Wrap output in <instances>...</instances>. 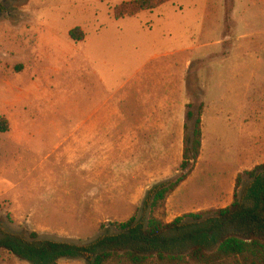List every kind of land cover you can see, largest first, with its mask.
Returning a JSON list of instances; mask_svg holds the SVG:
<instances>
[{
    "label": "rangeland",
    "instance_id": "374dc122",
    "mask_svg": "<svg viewBox=\"0 0 264 264\" xmlns=\"http://www.w3.org/2000/svg\"><path fill=\"white\" fill-rule=\"evenodd\" d=\"M125 1L0 0V122L7 128L0 130V219L7 230L87 242L137 214L149 188L179 173L188 106H208L211 90L217 99V66L230 37L244 28L241 22L263 23L251 29L254 56L264 46V5L255 0H172L116 18L115 7ZM75 28L84 33L80 41L70 37ZM216 41L221 44L212 45ZM253 77L264 79L250 74L249 91L229 90L228 97L248 99L243 141L264 150V91ZM90 115L104 121L89 123L82 137L80 125ZM206 142L207 157L208 136ZM54 150L105 151L103 185L94 187L103 203H82L74 185L71 208L56 205L45 220L14 218L17 195L25 211L44 210L50 207L45 181L79 182V172L55 163ZM203 162L168 198L167 222L233 201L235 180L227 166ZM32 181L36 192L28 190ZM0 264L30 263L0 250ZM57 264L87 261L63 258Z\"/></svg>",
    "mask_w": 264,
    "mask_h": 264
},
{
    "label": "trees",
    "instance_id": "16d2710c",
    "mask_svg": "<svg viewBox=\"0 0 264 264\" xmlns=\"http://www.w3.org/2000/svg\"><path fill=\"white\" fill-rule=\"evenodd\" d=\"M169 1H125L115 7V17ZM69 34L76 41L84 38L80 28ZM192 107L186 112L179 173L149 188L137 214L87 242L45 238L27 228L9 231L0 219V250L30 264H57L63 258H81L87 264H264V162L237 176L230 205L166 221L168 198L193 173L202 151L204 105L197 111ZM3 122L0 130L6 131Z\"/></svg>",
    "mask_w": 264,
    "mask_h": 264
},
{
    "label": "crops",
    "instance_id": "0c3cea01",
    "mask_svg": "<svg viewBox=\"0 0 264 264\" xmlns=\"http://www.w3.org/2000/svg\"><path fill=\"white\" fill-rule=\"evenodd\" d=\"M247 1L252 2L253 0ZM255 3L256 5H264V0H255ZM243 4L246 6L248 5V3H242L241 5ZM248 8H245V10L248 11ZM238 9H240V7H238ZM238 9H235L236 14L237 11H239ZM260 15L264 16V13ZM248 20L249 19L244 20L245 23L241 22L245 26L242 28L238 37L235 39H231L230 37V46L228 45V47H226L225 58L219 61L221 62L220 66L218 63V66L216 65L220 70V78L214 84V87L216 89L218 88V93L215 95L217 99H213V90H211L210 97L212 101H210L208 106H204L202 115L203 141L202 151L198 160V167L201 161H204L203 163L209 165L210 168H217L219 167L218 165L227 166L226 168L232 174L231 178H233L235 182L240 173L252 169L256 165L264 162L263 158L261 161L249 167L250 161L252 162L253 159L261 156L264 157V150H257L258 146H253L251 149L249 148L250 146L247 140L243 141L246 139L245 134L247 131V128L244 127L243 124L248 120V99H244L242 94L241 96L237 95L236 98L231 97L229 99L228 97L229 90H236L237 92L249 91L250 86L248 80L250 74L252 76H264V46L261 48V53L257 56L255 55L256 57L251 49L255 43L251 38L254 33L251 29L263 23L256 21L250 24ZM197 43L198 46L196 49H201L203 46L199 44V42ZM218 44H221V42L216 41L215 44L212 45ZM214 47L217 48V46ZM221 47L222 46H220V48ZM216 70L214 69L213 71L216 73ZM228 74L233 77L228 78ZM252 80V84L258 85L255 88L259 91H264V79H255L253 77ZM245 95L248 98V95L244 94V96ZM220 97L223 99L219 100ZM103 121L104 116L95 117L94 115H90L87 117L80 125L81 136L84 137V135H87L89 132V123L98 124ZM261 122L264 123V119H262ZM207 136L209 140V150L208 156L206 157L205 153L207 150H205V148ZM54 157L57 165L64 166L67 171L76 170L79 172V182L74 183V181L68 180V178L45 181L48 183L49 190L46 191L47 194L44 196V202L50 207L44 210L30 207V209L25 211L20 197L17 195V198L12 200L11 211L14 218L17 215H23L30 219L39 218L45 220L51 216L50 209L55 211L56 205L66 210L67 208H71V199H68V196H72L74 185L80 186L81 196L83 195L82 203H88V201H92L95 205L103 203V197L99 200L98 191H96L94 187L103 185V175L106 164L104 150H54ZM108 161H111L110 158ZM41 185L44 186L43 184ZM36 186H38L36 182L32 181L28 185V190L32 189L31 191L36 192ZM61 187H63V190L60 195L56 198L54 196L52 197V194L56 195L60 192L56 191V188ZM90 188H92V190H90ZM91 192H93L92 196Z\"/></svg>",
    "mask_w": 264,
    "mask_h": 264
}]
</instances>
